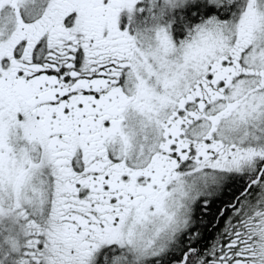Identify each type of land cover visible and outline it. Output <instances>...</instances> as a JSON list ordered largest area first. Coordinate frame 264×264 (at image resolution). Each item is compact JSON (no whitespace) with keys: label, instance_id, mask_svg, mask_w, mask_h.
I'll return each mask as SVG.
<instances>
[{"label":"snow or ice","instance_id":"obj_1","mask_svg":"<svg viewBox=\"0 0 264 264\" xmlns=\"http://www.w3.org/2000/svg\"><path fill=\"white\" fill-rule=\"evenodd\" d=\"M0 264H264V0H0Z\"/></svg>","mask_w":264,"mask_h":264}]
</instances>
